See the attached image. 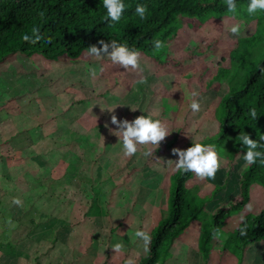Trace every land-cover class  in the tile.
I'll return each mask as SVG.
<instances>
[{"label": "rangeland", "instance_id": "obj_1", "mask_svg": "<svg viewBox=\"0 0 264 264\" xmlns=\"http://www.w3.org/2000/svg\"><path fill=\"white\" fill-rule=\"evenodd\" d=\"M260 15L203 18V24L183 19L164 64L117 50L83 52L75 60L16 54L1 61L0 191L11 192V199L4 206L0 202V263L17 254L25 264H75L76 243L83 238L79 257L86 263L79 258V264H137L146 255L147 238L167 214L170 175L191 143L199 152L185 185L187 221L176 238L164 242L155 264H264V240L241 257L228 243L243 218L261 210L262 188L252 183L240 210L227 207L240 198L246 159L229 157L230 140L223 146L201 145L215 134L217 100L227 87L216 72L229 67L237 37L254 32ZM37 131L49 137H38ZM47 148L54 160L49 173L26 158L30 150ZM20 156L26 164L18 166L13 160ZM103 176V184H96ZM110 185H117L120 199L127 201L110 204ZM219 208L227 213L205 254L200 243ZM107 210L120 220L119 236L121 229L126 232L113 253L106 247L96 252L105 239L94 233L101 222L97 218ZM64 228L71 234L63 235ZM84 232L90 234L87 242ZM52 241H57L54 248Z\"/></svg>", "mask_w": 264, "mask_h": 264}, {"label": "trees", "instance_id": "obj_2", "mask_svg": "<svg viewBox=\"0 0 264 264\" xmlns=\"http://www.w3.org/2000/svg\"><path fill=\"white\" fill-rule=\"evenodd\" d=\"M263 9L264 0H0V62L16 54L75 60L83 52L117 50L164 64L183 19L203 24V18H259ZM253 31L237 37L229 67L216 72V79L227 87L213 113L215 134L201 143L223 146L230 140L229 157L243 155L246 159L240 174V198L227 207L240 210L252 183H259L263 191L261 210L244 217L229 235L232 253L238 257L248 246L264 240V17ZM184 149L180 165L170 175L167 214L150 233L146 255L137 264H155L164 242L176 238L185 226V185L199 150L191 143ZM226 213L219 208L212 214L210 231L200 243L205 254Z\"/></svg>", "mask_w": 264, "mask_h": 264}, {"label": "crops", "instance_id": "obj_3", "mask_svg": "<svg viewBox=\"0 0 264 264\" xmlns=\"http://www.w3.org/2000/svg\"><path fill=\"white\" fill-rule=\"evenodd\" d=\"M182 91V90H181ZM114 108V107H113ZM58 114H60V113H58ZM48 120H49V122H53V125L52 126H54L55 125V121H54V117H49L48 116V118H47ZM30 122L31 123H33L32 122V120H30ZM0 124H3L4 125V123H0ZM59 124H62V122H59ZM35 129V128H34ZM36 130V129H35ZM36 134H37V136L38 137H43V138H45V139H47L48 137H49V135H43V134H39L38 133V131L37 132H35ZM8 135H11V138H13V140L15 139V137H12L13 135L12 134H8ZM42 135V136H41ZM3 136H5L4 135V132H3V135H0V137L1 138H3ZM17 140V139H16ZM50 140H52V138H50ZM9 141H11V140H9ZM13 142V141H12ZM49 145V141H47V146ZM5 151H7V149H5ZM25 150H21V153L22 152H24ZM30 152H31V154H29V155H26L27 157L26 158H28L29 159V161H28V164H30L33 168H35V169H38V170H42L43 172H51V170H50V167L54 164V160L53 159H51L52 158V155H53V150L51 151V152H49V148H47V149H45V150H42L41 152H40V149H34V150H30ZM9 153L10 152H4V155H6V157L7 156H9ZM14 154L16 155V157H18L19 156V153L18 152H14ZM68 154V153H67ZM69 155V154H68ZM62 156L63 157H65L66 156V153L64 152L63 154H62ZM35 158H38L37 160H35ZM47 158V159H46ZM14 162H15V164H18V166H20L21 164H26V161L24 160V159H22V156H20V159H18V161L17 160H13ZM11 162V163H14V162ZM62 161V163H63V172L64 173H66V172H68L67 170H65V168H66V166H67V164H66V162H65V159H62L61 160ZM39 163H41V165H43L44 164V167L43 168H38L40 165H39ZM81 162H79V164H80ZM52 164V165H51ZM7 165V164H6ZM12 165V164H11ZM10 167L11 166H9V169H10ZM62 171V170H61ZM70 172V171H69ZM62 178H65L64 176L62 177ZM103 181H104V176L100 179L99 178V182H97L96 184H103ZM95 184V183H94ZM64 185H66V184H64ZM112 185H114V184H112ZM7 187V185L5 184L4 185V187ZM44 186H45V184L43 185V188H44ZM47 186H48V184H47ZM68 186V185H67ZM116 186L117 185H115V187H113V186H111L110 185V198H108V200L110 201V204L112 203V200H114L113 202L114 203H117V204H120V203H123V201L124 202H126L127 201V198L125 199V200H123V199H120L121 197H120V192L118 191V187L116 188ZM20 187H21V185H20ZM20 187L19 188H17V189H15V191H16V196H17V193H18V189H20ZM62 188V187H61ZM65 188V187H64ZM66 189V188H65ZM11 193V192H10ZM10 193L8 194V195H5L2 191H0V194H2V196H1V198H0V202H1V204H3L2 206H4V204H7L8 203V199H11V196H10ZM15 196V197H16ZM16 199V198H15ZM47 199H48V197H47ZM65 199V198H64ZM80 199H83V197H80ZM63 200V199H62ZM123 200V201H122ZM143 200V199H142ZM16 201H17V199H16ZM31 203V202H30ZM36 204H38V203H36ZM0 209H1V207H0ZM48 211H50V209L48 210ZM32 214H36V212L35 213H32ZM37 215V214H36ZM98 220H100L101 222L99 223V225H98V228H95V234L97 235V237H99V238H102V237H104L105 239L103 240V242L102 243H100L99 241H98V245H100V246H98L97 247V251L96 252H98L99 251V249L101 248V247H106L107 249H110L109 250V252H112L113 253V249H115V247L117 246V244H118V239L120 238V237H124L125 236V230H124V228L123 229H121V233H122V235L121 236H119V234H118V232H116V230H118V226H117V224H119L120 223V220L117 222L116 221V217H115V215L111 212V211H108L107 210V213L105 212V214H104V216H99V218H97ZM105 219V220H104ZM48 220H50L49 218H46V220L45 219H43L42 220V222L43 223H48ZM97 220V221H98ZM106 221H109V223H110V225H111V222H113L114 223V228L113 227H111V228H109V224L108 223H106ZM108 224V225H107ZM40 225V224H39ZM100 227V228H99ZM60 231H62V233H63V235H66V233H70L71 234V231H69L68 230V228H64V230H60ZM48 232L50 233V234H52V235H54V231H52V230H49L48 229ZM106 233V234H105ZM83 235H84V238L85 239H87V238H89L90 236V234H87L86 232H84L83 233ZM83 235H82V237H83ZM54 239V237L52 238V240ZM90 239V238H89ZM81 240H84L83 238L82 239H79V241L76 243V245H77V247H78V249L76 250V251H78L79 252V254L75 257V259H74V261H76V263L75 264H79V255H81V253L84 251V249L82 248V247H84V245H82V241ZM88 241V239L86 240V242ZM54 242L55 241H52V242H50V244L52 243L53 244V248H54ZM57 242V241H56ZM55 242V243H56ZM72 243H74V242H72ZM89 243V242H88ZM70 244V241L68 242V245ZM51 246V245H50ZM20 248H22V247H19L18 249H20ZM53 248H51V249H53ZM71 248V247H70ZM99 248V249H98ZM0 249H3V247L2 248H0ZM51 249L49 250L50 251V253L51 252H56V249L54 250V251H51ZM246 250V249H245ZM73 252H75L74 251V249H72L71 248V251H70V253L72 254ZM15 253H16V251H15ZM53 254V253H52ZM82 258V257H81ZM80 258V259H81ZM4 259H6V261L4 262V263H0V264H25L24 263V260L22 259V258H20L17 254H15L12 258H5L4 257ZM17 259H20V260H17ZM113 259V255L112 256H110V257H108V261L110 262L111 260ZM10 260H11V262H10ZM81 262H83V263H86L85 262V258H82L81 259Z\"/></svg>", "mask_w": 264, "mask_h": 264}]
</instances>
